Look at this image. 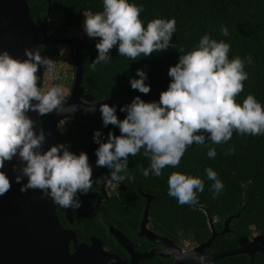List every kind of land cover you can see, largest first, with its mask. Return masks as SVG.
Here are the masks:
<instances>
[{"label": "clouds", "instance_id": "clouds-1", "mask_svg": "<svg viewBox=\"0 0 264 264\" xmlns=\"http://www.w3.org/2000/svg\"><path fill=\"white\" fill-rule=\"evenodd\" d=\"M143 11V5L129 0H103V11L84 12L85 33L89 38H100L96 44L98 57L90 64L93 70L101 62H108L109 53L117 46L119 55L131 60L169 49L176 20L153 19L145 28ZM221 34L229 35L227 27H222ZM230 50V44L206 34L194 50L180 55L178 63L170 67L168 76L172 82L167 91L161 92L159 102L146 103L137 96L120 109L127 113L122 121L116 107L101 104L104 126L113 125L120 130L119 136L109 132L106 143L101 142L99 131L94 133V142L99 144L96 165L111 170V178L105 177L108 183L135 180V176L127 175L128 158L140 154L141 149L150 160L149 168L140 167L143 176L147 178L152 173L160 177L166 167H179L193 144L204 145L210 140L213 145H223L234 132L264 135V105L251 94L242 105L236 101L244 91L248 73L239 56L229 59ZM25 55L27 59L19 60L7 51L0 52V197L12 188V181L3 170L6 162L18 158L22 166H13L18 173L15 183L22 184L27 178L20 189L22 193L39 190L42 199L50 197L61 208L78 209L81 202L77 194H87L94 183L89 157L84 152H70L65 144L44 151L45 133L40 130L37 134L36 121L28 113L43 117L64 112V93L59 86L45 92L39 85L40 66L51 71L54 61L41 56L39 50L25 49ZM247 62L253 63L250 56ZM136 74L139 79L130 80L131 88L148 95L151 87L145 83L146 72L138 69ZM233 152V148L227 150V154ZM207 156L215 159L216 148L209 146ZM206 174L214 182V196L218 195L223 183L211 168L206 169ZM167 183L168 195L180 205L198 204L197 193L204 191L202 179L180 172H173ZM193 259L204 264L206 258L200 255Z\"/></svg>", "mask_w": 264, "mask_h": 264}, {"label": "trees", "instance_id": "trees-1", "mask_svg": "<svg viewBox=\"0 0 264 264\" xmlns=\"http://www.w3.org/2000/svg\"><path fill=\"white\" fill-rule=\"evenodd\" d=\"M130 3L143 5L141 19L146 28L153 19H175L176 32L169 49L153 53L151 57H138L131 60L120 56L118 46L109 53L108 62H101L93 70L90 64L98 57L96 44L100 39L91 41L84 53L85 67L81 97L87 102L98 103L110 99L140 98L160 96L167 91L172 82L168 76L170 67L175 66L180 55L194 50L204 35L230 44L229 59L239 56L245 62L244 70L248 79L244 82V91L236 98L243 104L249 94L264 105V0H129ZM31 17L38 26L39 33L44 26L48 4L45 1L29 2ZM52 12L66 13V26L80 28L84 12L93 14L103 11V0H53ZM52 16V15H51ZM51 18V17H50ZM222 27H227L229 35L221 34ZM48 32V31H47ZM73 49V47H71ZM184 51L181 52L180 50ZM41 56L59 63L62 56L58 45L49 43L39 46ZM253 63L249 64L247 58ZM74 59V55L72 54ZM75 62V60H74ZM146 72L151 92L148 95L131 88L130 80L139 79L137 70ZM75 70V67H74ZM122 121L127 113L118 111ZM43 117H49L43 116ZM40 117V120L43 118ZM101 133V142H107L108 133L120 135L118 127L104 126L102 115L87 117L83 114L71 115L69 122L61 128L63 140L76 154L87 153L90 162L97 161L96 150L99 144L94 142V133ZM209 146L215 147L217 156H207ZM233 148L232 154L227 150ZM143 149L137 156H129L127 175L135 176L134 181L126 179L120 183L119 196L112 201V208L103 212L105 219L118 224L121 218L128 220L129 226L137 229L145 199L141 193L155 196L151 207V216L155 227L178 236L190 243H203L211 236L208 214L215 219L216 231L224 229L225 222L231 216L241 213L230 224L231 232L219 235L209 251L213 254L246 246L255 234L262 236L260 244L264 247V135L251 136L233 133L230 141L223 145H213L210 140L204 145L193 144L188 148L179 167H166L160 177L154 174L145 178L140 167H150V160L143 155ZM211 168L224 185L223 190L214 196L213 181L208 180L206 169ZM110 174V169L98 167ZM173 172L191 175L204 181V191L198 192L199 203L180 205L178 200L168 195V177ZM121 175H125L121 173ZM76 217L82 223V240L87 241L93 234L104 238V228L96 216L85 214L80 208ZM61 217V215H60ZM63 219V217H62ZM125 224V223H124ZM189 264H200V261ZM204 264H250L246 254L228 257L217 262ZM255 264H264V256L256 255Z\"/></svg>", "mask_w": 264, "mask_h": 264}, {"label": "water", "instance_id": "water-1", "mask_svg": "<svg viewBox=\"0 0 264 264\" xmlns=\"http://www.w3.org/2000/svg\"><path fill=\"white\" fill-rule=\"evenodd\" d=\"M48 3L47 18L44 21L42 33H39L31 17L27 0H0V52L7 51L15 59L25 60L27 59L25 49L39 50L40 45H46L49 42L73 47L75 77L69 97L64 103L65 111L51 113L50 119L43 123L38 113L29 112L28 115L36 121L35 131L37 134L40 130L45 133L44 151L54 145L65 144L70 152L76 154L74 149L63 140L60 131V126L69 120L71 115L101 116V104L116 107L118 112L122 107L130 105L135 98H119L90 103L81 97L80 92L85 73L83 53L91 41L100 38H89L88 36L83 38H54L47 32L48 19L52 12L51 0ZM170 45H172L171 42ZM44 71L45 68L41 65L38 72L41 87L43 86ZM141 99L146 103L159 102L160 96L150 95ZM72 106H76L75 110ZM14 165L22 166L19 159L14 158L12 162H6L3 169L12 181V188L5 196L0 197V264H138L139 260L151 259L158 253L153 251L151 254L139 258L133 243L115 228H111L110 231L118 243L132 255L131 261L125 262L119 256L106 251L102 242L96 238L91 239V244L79 246L76 233L63 228L58 216V213H65L67 220L72 221L74 209L61 208L54 204L50 197L42 199L43 193L39 190L30 189L27 193H22L20 189L23 184L27 183V178H24L22 184L15 183V177L18 173L13 171ZM95 177H100L103 181L107 180L93 171V178ZM144 198L146 207L141 223L144 232L142 234H145L151 241L159 243L161 242L159 235L145 228L150 221V210L155 196L144 194ZM240 215L241 213H238L236 216L227 219L223 231L218 233L215 230L213 218L208 214L210 238L191 250L174 249L171 254L176 259L174 264H189L199 261L193 257L200 255L206 258L205 262H217L243 254L250 257V264H255L258 253L264 256V247L260 244L262 236L256 234L250 238L246 246L217 254L205 252L219 235H226L231 232V222ZM71 243L74 244L73 252L71 251Z\"/></svg>", "mask_w": 264, "mask_h": 264}, {"label": "flooded vegetation", "instance_id": "flooded-vegetation-1", "mask_svg": "<svg viewBox=\"0 0 264 264\" xmlns=\"http://www.w3.org/2000/svg\"><path fill=\"white\" fill-rule=\"evenodd\" d=\"M27 1L28 3L29 2H40L41 3L42 1H45L48 4V9H49V3H48L49 0H27ZM52 2L53 0H51V5H52ZM52 9H53V6H52ZM54 13L51 12L52 16L50 15L51 18L48 19V26H47L48 32L51 31L50 24L54 16ZM47 14H48V11H47ZM46 18H47V15L44 18V21ZM43 28L44 26L40 30L41 33H42ZM37 29H38V26H37ZM52 36L54 38H61V39L64 38L59 35H56V36L52 35ZM68 97L69 96L64 97V103L68 99ZM50 117H51V114H49L48 118L43 117L41 119V122L43 123L44 121H48ZM67 122H69V120L65 121L64 124L60 126V131H61V128L64 125H66ZM89 163L90 165L93 166V171L95 173H99L103 177H106V176L110 177V174L104 173L101 170H99L95 162L89 161ZM93 181L94 183H93V187L91 188V190L87 194L78 193L77 198L81 202L80 209L82 210V212H84L85 214H90L92 216L98 217L100 225L102 226V228H104V234H103L104 238L91 234L87 237L88 238L87 241L82 240L80 235L81 234L84 235L82 231L83 227L81 226L82 225L81 221L77 219L76 217V210L74 209V215H73L72 221L67 220L65 213H58L62 227L67 230H72L76 233L79 246L81 244H91V239L96 238L102 242L103 247L106 251L119 256L120 259L125 262H129L132 260V255L128 253L118 243L117 239L112 235L110 231L111 228H115L116 230L124 234L133 243V245L137 249L136 254L139 255L138 256L139 258L145 255H149L153 251L158 252L151 259L139 260L138 264H174L176 259H175V256L171 255L174 249L182 248L184 251H187L199 245L197 243L187 244V242L180 240L178 236H175L173 234H167L166 231L160 229L159 227L156 228L153 222V218L151 216V210H150V221L146 224L145 228L147 230L154 231L157 235H159L161 242L159 243L153 242L145 234H142L144 232L141 228V223L143 221L144 211L146 207V200H145V205L141 211V218H140V222L138 224L137 229H133L131 226H129L128 220L126 218H121L122 221H120L118 224H112L110 221L105 219L103 212H108L112 208L111 202L115 201V198L119 196L120 183H116L114 181L111 183H108L107 180L103 181L101 180L100 177L93 178ZM140 194L144 198L145 193L140 192ZM213 220H214V225H215L216 221L215 219ZM215 230H216V226H215ZM71 251L72 252L74 251L73 243H71ZM205 252L208 254H213L209 251V248L206 249Z\"/></svg>", "mask_w": 264, "mask_h": 264}, {"label": "rangeland", "instance_id": "rangeland-1", "mask_svg": "<svg viewBox=\"0 0 264 264\" xmlns=\"http://www.w3.org/2000/svg\"><path fill=\"white\" fill-rule=\"evenodd\" d=\"M66 13L62 11H57L51 20V31L50 35H59L64 38H83L87 34L83 29V24L85 21V16L82 20V25L80 28L67 27L66 23ZM60 50L62 60L59 63H54L53 69L51 71H44L43 86L45 92H47L52 87L59 86L64 93V97L69 96L71 88L73 86L75 77V63L72 57L74 55V49L71 46L63 44L58 45ZM187 244H192L187 242Z\"/></svg>", "mask_w": 264, "mask_h": 264}]
</instances>
